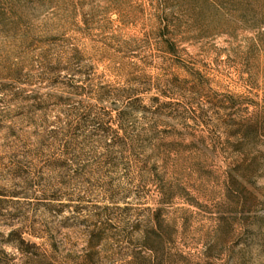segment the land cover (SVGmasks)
I'll return each instance as SVG.
<instances>
[{"label":"rangeland","instance_id":"obj_1","mask_svg":"<svg viewBox=\"0 0 264 264\" xmlns=\"http://www.w3.org/2000/svg\"><path fill=\"white\" fill-rule=\"evenodd\" d=\"M0 264H264V0H0Z\"/></svg>","mask_w":264,"mask_h":264}]
</instances>
